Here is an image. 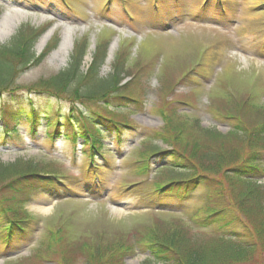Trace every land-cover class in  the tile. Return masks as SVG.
Wrapping results in <instances>:
<instances>
[{
	"label": "rangeland",
	"instance_id": "1",
	"mask_svg": "<svg viewBox=\"0 0 264 264\" xmlns=\"http://www.w3.org/2000/svg\"><path fill=\"white\" fill-rule=\"evenodd\" d=\"M44 1L0 0V21L6 19L10 24L0 33V45L9 42L22 25H48L45 34L50 36L41 48L39 43L45 34L39 39L35 46L37 53L52 39L58 40L57 47L41 64L26 71L18 84L28 87L66 68L75 42L85 36L90 43L85 62L88 65L97 43L110 37L101 76L109 74L121 47L129 57V73L134 75L144 66V75L141 83L134 85V97L142 102L112 103L106 115L115 121H127L144 134L154 136L150 141H137L132 133L136 130L122 127L125 142L117 144L111 141L113 133L106 130L101 139L115 154L99 162L102 168L89 171L91 157L83 140L76 146L61 133L57 142L47 141V133L54 128L47 127L46 119L51 117L56 121L58 114H67L70 103L36 94L35 99L40 102L38 112L44 115L42 120L35 130L24 124L14 131L15 137H8L6 142L0 138V162L20 160L44 164L48 171L61 177L57 184L63 188L64 197L52 198L50 191L43 189L44 183H38L42 187L37 186L30 195L31 203L25 201L26 196L0 191V198L26 220L22 223L24 230L12 231L11 241L6 245L7 216H14V212L0 217V264H67V258L72 259L68 264H82L81 252L89 253L99 243L115 254L121 248H132L125 255V264H143L147 254L140 249L142 243L149 242V232L177 230L178 224L189 223L193 210H200L205 202L215 199L212 189L201 184H195L187 196L177 189L165 195L153 192L156 181L170 185L171 179L179 177L174 176L172 169L159 168L161 165L141 172L142 161L154 159L148 149L152 143L168 149L155 138L156 131L164 125L160 109L180 110L190 119H198L203 127H215L227 133L230 124L224 115L232 104L228 101L230 96L243 100L251 87H255L258 99H264V0H223L221 4L219 0H114L112 3L69 0L73 10L62 8L61 13L43 9ZM100 9H110L109 19L113 20L99 19L96 11ZM152 10L170 11L171 16H167L177 20L165 23L158 16L144 12ZM163 24L165 29L161 30L159 26ZM153 26L158 28L150 29ZM22 91L29 95L28 89ZM1 101L0 97V109ZM13 128L16 127L10 129ZM231 147H236L237 157L246 150L244 143L234 142ZM219 177L223 178L221 173ZM96 178L103 179L102 187L96 186ZM136 190L140 195L135 196ZM151 199L156 200L155 206L147 209L146 203ZM176 200L184 201L187 209L182 211L172 206ZM214 204L220 207L216 201ZM261 205L264 206V195ZM44 206H50L48 211H41L40 207ZM58 228L62 232L53 234ZM45 239L48 240L44 242ZM240 264H264V249Z\"/></svg>",
	"mask_w": 264,
	"mask_h": 264
},
{
	"label": "trees",
	"instance_id": "2",
	"mask_svg": "<svg viewBox=\"0 0 264 264\" xmlns=\"http://www.w3.org/2000/svg\"><path fill=\"white\" fill-rule=\"evenodd\" d=\"M43 4L59 12L62 8L72 9L69 0H45ZM46 30L47 27L22 25L9 42L0 45L2 139L15 137L14 131L24 124L35 129L42 120L38 112L40 102L35 99L37 94L38 97H56L70 103V111L63 115L65 123H60V119L53 121L51 117L46 119L47 126H53L56 131L54 137L61 132L71 142L83 140L91 154L93 151L96 152L94 155L104 153L107 148L101 139L104 129L99 124L105 126L113 122L117 128L131 126L126 121H113L106 112L112 103L137 105L142 102L134 97V85L141 83L144 66L131 75L127 65L129 57L121 47L112 61L109 74L101 76L111 42L108 37L109 40L106 38L97 43L85 69L90 44L85 36L75 42L66 68L28 87L19 85V78L41 64L57 47L58 40L52 39L40 54L35 51L38 40ZM129 77L131 79L126 81ZM23 88L28 89L29 95L22 91ZM258 98L255 87H251L243 100L229 97L228 101H232V104L224 115L230 124L227 133L214 127H203L198 119H190L187 114L174 108L171 111L160 109L164 125L156 131L155 138L167 145L169 150L152 143L148 147L150 157L164 164L163 168L172 169L174 176L179 177L171 179L170 185L156 181L153 192L165 194L177 189L187 196L196 187L195 184H201L212 189L215 199L205 202L200 210H193L189 223L178 224L181 233L180 228L149 232V242L142 243L143 249H140L142 253H148L143 264H240L257 251H263L264 99ZM22 110H28V113H22ZM12 126L16 128L10 129ZM62 127L66 130L63 131ZM153 136L149 135L146 141ZM50 137L53 139L51 134ZM234 142L246 146L241 157L234 154L236 147H231ZM142 162L141 172H149V161ZM220 173L225 179L219 177ZM56 175L48 171L44 164L34 161L0 162V191L26 196L25 201L30 202V195L37 186L42 187L38 183H44L43 189L50 191V196L55 198L64 195L63 188L57 184ZM66 188L70 189L69 186ZM212 201H216L220 207ZM171 205L182 211L187 209V204L180 201H173ZM0 206L1 218L14 212V216H7L12 223L11 231L24 230V217L16 215L4 198H0ZM60 232L62 228L53 234ZM12 234L9 233L8 242ZM121 249L115 254L99 243L89 253L81 252L82 264L83 261L90 264H125V255L133 249ZM71 260L67 258V264Z\"/></svg>",
	"mask_w": 264,
	"mask_h": 264
},
{
	"label": "bare ground",
	"instance_id": "3",
	"mask_svg": "<svg viewBox=\"0 0 264 264\" xmlns=\"http://www.w3.org/2000/svg\"><path fill=\"white\" fill-rule=\"evenodd\" d=\"M9 25H10V24H9L8 20H6V19H2V20L0 21V33L5 32V31L9 28ZM49 36H50V33H47V34H45V35L42 37V39H41V41H40V43H39V47H40V48H41L42 46H44V44L47 42ZM111 51H112V50H111ZM49 208H50V206L40 207L41 211H48Z\"/></svg>",
	"mask_w": 264,
	"mask_h": 264
}]
</instances>
